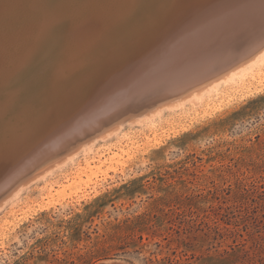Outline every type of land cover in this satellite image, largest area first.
Wrapping results in <instances>:
<instances>
[{
    "label": "rangeland",
    "instance_id": "obj_1",
    "mask_svg": "<svg viewBox=\"0 0 264 264\" xmlns=\"http://www.w3.org/2000/svg\"><path fill=\"white\" fill-rule=\"evenodd\" d=\"M32 1L0 0V176L44 130L77 115L88 99L85 93L92 95L110 75L136 65L155 46L166 45L170 33L182 26V18L191 16L189 5L194 0L179 2L177 10H172L170 0H141L133 13L128 11L129 0H36L40 5ZM69 5L70 13L63 14L62 7ZM127 7V16L114 14L124 13ZM72 12L80 18H73ZM109 17L112 28L107 24ZM51 26L54 30H48ZM72 30L86 32L92 39L98 35V40L86 43L89 52L84 43L76 52V45L70 44ZM150 42L155 43L153 48ZM61 62L67 65L59 68ZM261 78L264 82V74ZM263 82L221 86L204 103L166 111L154 123H124L118 134L95 141L91 153L36 180L12 198L2 195L0 264H264ZM91 157L98 159L94 175H78L80 165L85 166Z\"/></svg>",
    "mask_w": 264,
    "mask_h": 264
},
{
    "label": "bare ground",
    "instance_id": "obj_2",
    "mask_svg": "<svg viewBox=\"0 0 264 264\" xmlns=\"http://www.w3.org/2000/svg\"><path fill=\"white\" fill-rule=\"evenodd\" d=\"M33 1H32V3H33ZM58 1H60V0H58ZM65 1H67V0H65ZM104 1H106V0H103V1L101 0L100 2L103 3ZM140 1L141 0H131L129 3L125 2L128 5L130 4L129 9H128V7L124 8L125 9L124 13L122 12V10L120 12L115 10L116 13H114V14L121 16V15L129 14L130 12L133 13V11H135V8L138 5V3H140ZM182 1L183 0H170V2L173 3L172 4L173 9L172 10H177L179 2L181 3ZM52 2H54V1H52ZM113 2H114V0H113ZM113 2L111 4H114ZM118 2H119V0H118ZM25 3H23V4H25ZM30 3L31 2H29V5H30ZM35 3H37L36 5L39 4V2H37V1ZM41 3H42V1H41ZM23 4H21V5H23ZM116 4H118V3H116ZM121 4H123V1ZM31 5H30V7L32 8L34 3L32 6ZM161 5H163V4H161ZM189 6L192 7L191 9L189 7L190 11L192 12L191 16L183 17L182 21H180V22L177 21V22L181 23L182 26L180 27L179 31H176L174 34L170 33L171 36H169V37L167 36L168 37V39H167L168 43L166 45L159 46V47L155 46L154 48H157V49L151 50L152 52H150V53H148V51H147V54H145V52H146L145 51L144 52L145 55H143L142 58L139 60V63H137L138 65L136 64L137 66L136 65L131 66L129 64L130 66H128L127 68H124V67H126V65L123 64L125 66L124 67L122 66L124 68V70L122 71L121 74L117 73V75H115V74L114 75L112 74L110 76L108 75L109 77L107 78V80L105 82L96 86V89L92 93V95L90 93H88V94L85 93V96L88 95V97L86 96L88 99L79 106L80 108L78 107L79 111L77 112V115L71 116L70 118H67V116H66V118L63 117L64 119H61L58 122L56 119L55 122H57V123H55V124L53 123V125H51L49 128L44 130L45 132L43 134L37 136V138L32 140V143L28 147L24 148L23 150H21L19 152V154L16 156L17 157L16 161H14L16 157L10 161V163L7 165L8 168L7 169L5 168L2 175L0 176V197L2 195H4L5 198H6V196H7V198L8 197L12 198L17 193H19V191H21L23 188H27L31 183L35 182L36 180L44 178L46 175H50L55 170L60 169L64 166H67L68 164L74 163V161L81 155L91 153L93 151L92 146H93V143L95 141H97L98 139L99 140H107V139L111 138L112 136L118 134L122 128V124H124V123H127V124H144L147 122L154 123V121L160 119L161 116L163 115V113H165L166 111H177V110H181V109H183L189 105L197 106L199 104L204 103L207 99L209 100L210 97L219 93L221 86H228V85L235 84V83L243 84V83H245L246 80H248V81L251 80L250 84H252L253 82L256 81V83H258V85H259V82H261V81L263 82V80H262L263 78H261V77L264 74V72L262 71V69L264 67V17H262L261 15L264 16V0H194L192 2V5H189ZM45 7H46V5H45ZM69 7H71V6L69 5L67 7H62V10H64V13L63 12L62 13L63 14H65L66 12L70 13V10L72 9V7H71V9ZM116 7H118V6H116ZM119 7H121L120 4H119ZM21 8H22V6H21ZM24 8H26V7H24ZM31 8H30V10H32ZM39 8H42V6L41 7L39 6ZM53 8H54V6H53ZM121 9H123V8H121ZM126 9H128V11H130V12H126ZM42 10H43V8H42ZM62 10H60V11H62ZM99 10H101V9L99 8ZM35 11H37V10H35ZM57 11H54V12L56 13ZM77 11H80V10H77ZM95 11H97V10H95ZM107 11H109V10H107ZM115 11H112V12H115ZM51 13H53V12H51ZM62 13H60V14H62ZM74 13L72 12V14H71V15H73V18L75 15ZM120 13H122V14H120ZM57 14H58V12H57ZM95 14H96V12H95ZM160 14H161V12H160ZM101 15H103V14H101ZM101 15H100V17H101ZM253 15L257 19H252ZM3 16H5V15H3ZM51 16H53V14ZM51 16H49V17H51ZM79 16L75 15V18L76 17L80 18ZM112 16H114V15H112ZM164 16H166V15H164ZM258 16H261V18H259ZM57 17L58 16H56V18ZM130 17H131V15H130ZM110 18L111 17H109L108 19H110ZM117 18H118V16L113 18V19H117ZM161 18H162V16H161ZM172 18H174V16ZM59 20H60V18H59ZM77 20L79 22V19H77ZM178 20H179V17H178ZM90 21H89V23H90ZM116 21H115V23H116ZM119 21H121V19H119ZM119 21H117V22H119ZM125 21H127V20H125ZM13 22H15V21H13ZM107 22H109L107 24H110L111 19L109 21L107 20ZM123 22L124 21H122V23ZM165 22L166 21H164V24H165ZM179 23H178V25H179ZM92 24H90V26H92V28H93L94 26ZM95 24H97V22ZM112 24H110V27L112 26ZM159 25H161V23ZM37 26H39V25H37ZM53 26H54V24H53ZM53 26L48 27V30L52 29ZM102 26H103V24L100 27H102ZM24 27H26V26H24ZM83 27H84V25H83ZM120 27H121V25H120ZM39 28H40V26H39ZM111 28H110V30H111ZM158 28H159V26H158ZM105 29H107V28H105ZM132 29H134V28H132ZM52 30H54V29H52ZM81 30H83V29H81ZM118 30L119 29H117V31ZM145 30H146V28H145ZM152 30H150V31H152ZM119 31L121 32V30H119ZM129 31L130 30H128V32ZM20 32H19V34H20ZM23 32L25 33V30ZM113 32H114V30H113ZM6 33H8V32H6ZM57 33H60V32H57ZM85 33H83V31L77 32L75 30V32H74L72 30V38H71L70 44L72 46L76 45V48H74V50L76 49V52H77V50H79L81 48L80 44L82 45V43H84V44H86V43L90 44L91 43V45H92V43L94 42V41L92 42V40H95V41L98 40V35H96V36L91 35L93 37H97V39H95V38L92 39V37H90L89 35H86ZM142 33H144V32H142ZM145 33H146V31H145ZM91 34H94V32ZM100 35H102L101 32H100ZM132 35H133V33H132ZM146 35H147V33H146ZM5 36H7V35H5ZM108 36H110V35H108ZM116 37H109V40H110V38H116ZM144 38H145V36H144ZM163 38H165V37H163ZM1 39H2V37H1ZM128 39L131 40V38H128ZM147 39L148 38H146V40ZM164 40L165 39H163V41ZM9 41H10V39H9ZM40 41H41V39H40ZM140 41H142V38ZM143 41H144V39H143ZM147 41L149 43V39ZM111 42H112V40H111ZM160 42H162V41H160ZM101 43H102V41H101ZM103 43H104V41H103ZM129 43H131V42H129ZM144 43H146V42H144ZM11 44H14V43H11ZM38 44H39V42H38ZM38 44H37L36 48L38 47ZM87 44H86V46H87ZM99 44H100V42H99ZM150 44H151V42H150ZM153 44L155 45V43H153ZM153 44H151L149 47L152 46V48H153ZM29 45H30V43H29ZM158 45H161V44H158ZM88 46H87V48H88ZM95 46H96V44H95ZM117 46H118V44H117ZM103 47H104V45H103ZM29 48H31V46ZM36 48H35V50H36ZM92 48H95V47H92ZM133 48H135V47H133ZM142 48H144V47H142ZM142 48H141V50H142ZM89 49H90V47L88 48V52H89ZM104 49H106V48H104ZM146 49L150 50L151 48L149 49L146 47ZM64 50H65V48H64ZM114 50H115V48H114ZM131 50H132V48H131ZM30 51L31 50H29V52ZM33 51L34 50L32 49V51H31L32 54H33ZM99 51H97V52H99ZM125 52H127V51H125ZM138 52L139 51H137V53ZM104 53H106V52H104ZM110 53H109V56H110ZM133 53L135 54V52H133ZM16 54H17V52H16ZM71 54H72V48H71ZM73 54H72V56H73ZM128 54H130V53H128ZM25 55L27 56L28 52ZM26 56H24V57L26 58ZM72 56H70V57H72ZM117 57H118V54H117ZM136 57L137 56L135 54V58ZM20 58H22V57H20ZM25 58H24V61H25ZM32 58L35 59V57H33V56H32ZM60 58H61V56L59 57V59ZM62 58H64V57L62 56ZM75 58H76V56H75ZM27 59H30V58L27 57ZM27 59H26V61H27ZM72 59H74V58L72 57ZM80 59H82V58H80ZM108 59H110V58H108ZM115 59H113V60L115 61ZM9 60H11V59H9ZM56 60L58 61V59H56ZM78 61H80V60H78ZM78 61H77V63H78ZM84 61H86V60H84ZM21 62H23V61H21ZM27 62H26V64H27ZM103 62H107V61H103ZM115 62H117V61H115ZM129 62L130 61H128V63ZM63 63H65V62H63ZM63 63H62V65L60 64L59 68L61 66H63ZM94 63L96 65V62H94ZM128 63H127V65H128ZM106 64H108V63H106ZM40 65H42V64H40ZM57 65H58V63H57ZM97 65H98V63H97ZM0 67H2V65ZM63 67L61 69H63ZM93 67H94V64H93ZM23 68H24L23 65H21V68H18V69L21 70ZM68 68L71 69V67H68ZM73 68H75V67L73 66ZM78 68H80V66ZM14 69L16 70L17 68H14ZM61 69H58V72ZM55 71H56V69H55ZM106 71H108V70H106ZM41 72H42V70H41ZM108 72H105V73H108ZM120 72H121V70H120ZM59 73H61V72H59ZM113 73H116V72H113ZM98 74H100V73H98ZM16 75H18V74L16 73L15 76ZM56 76H57V73H56ZM14 77H13V79H14ZM18 78L19 77H17L14 80L17 81ZM70 79H71V77H70ZM31 80H32V78H31ZM92 80H93V78H92ZM95 80H97V79H95ZM9 81H11V80L9 79ZM56 81H57V79H56ZM43 83H45V82H43ZM51 83H53V82L51 81ZM56 83H59V82H56ZM78 83H80V82H78ZM9 84H11V83H9ZM13 84L14 83H12V85ZM258 85H254L255 89L257 88ZM24 86H26V85L24 84ZM42 86H44V85H42ZM33 88H35V87H33ZM46 88H47V86H46ZM46 88H45V90H46ZM54 88H56V87H54ZM4 89H6V88H4ZM10 89L12 90L13 88H10ZM89 89H92V87ZM251 89H254V88L251 87ZM80 90H81V88H80ZM12 92H13V90H12ZM51 92H52V90H51ZM53 93H54V90H53ZM250 93H252V91ZM79 94H80V92H79ZM40 95H41V93H40ZM89 95H91V96L89 97ZM20 96H21V94H20ZM85 96H83V97L86 98ZM18 97H19V95H18ZM76 97H77V95H76ZM84 98H81V99H84ZM27 99L29 100V98H27ZM30 99H32V98H30ZM56 100H58V99H56ZM73 101H74V99H73ZM19 104H20V102H19ZM58 104H60V103H58ZM27 105H29V103ZM37 105H35V106L38 107ZM40 106L42 107L43 105H40ZM207 106L209 107L208 104H207ZM24 107L25 106L23 105V108ZM39 110H40V108H39ZM43 110H44V108H43ZM14 111H13V113H14ZM0 113H2V111H0ZM5 113H6V110H5ZM20 113H21V111H20ZM37 113H38V111H36V114ZM47 113H48V111H47ZM49 113H50V111H49ZM31 116L33 117L34 115H31ZM14 117H15V115H14ZM37 117H39V116H37ZM58 118H60V117H58ZM25 120H28V119H24V121ZM5 121H6V119H5ZM33 122H34V120H33ZM36 124H38V123H36ZM34 126H33V128H34ZM15 127L16 126H14V128ZM6 141H7V139H6ZM158 142L160 143V141H158ZM112 146L115 147V144ZM102 156H103V154H100V157H102ZM97 160L98 159L95 157H91V158L86 159L85 160V166L81 167V165H80V171L77 174L81 175L82 173L85 174V173L90 172V174H92V176H93L94 172L92 169L95 167L93 164H95V162ZM105 161L106 160H104V162ZM52 187H53L52 184H50L49 190L53 189ZM3 203H4V200L0 199V207L2 206Z\"/></svg>",
    "mask_w": 264,
    "mask_h": 264
},
{
    "label": "water",
    "instance_id": "obj_3",
    "mask_svg": "<svg viewBox=\"0 0 264 264\" xmlns=\"http://www.w3.org/2000/svg\"><path fill=\"white\" fill-rule=\"evenodd\" d=\"M105 264V263H104ZM107 264V263H106Z\"/></svg>",
    "mask_w": 264,
    "mask_h": 264
}]
</instances>
